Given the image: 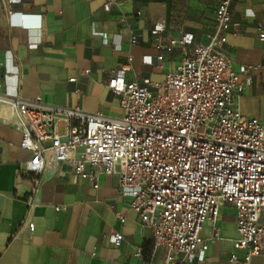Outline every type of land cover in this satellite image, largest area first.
I'll return each mask as SVG.
<instances>
[{
  "label": "crops",
  "instance_id": "1",
  "mask_svg": "<svg viewBox=\"0 0 264 264\" xmlns=\"http://www.w3.org/2000/svg\"><path fill=\"white\" fill-rule=\"evenodd\" d=\"M103 2L0 0V93L118 117V98L106 87L112 70L130 57L125 81L161 82L180 51H157L152 25L163 22V42L189 33L194 43H206L219 0H115L108 12ZM230 11L242 34H226L220 51L236 72L257 67L237 104L242 116L264 124V44L258 39V29L264 32V0H231ZM78 70H89L88 76L68 82ZM5 114L2 110L0 118ZM20 140L0 122V264H161L165 250L151 256V234L141 229L114 177L86 166L97 177L95 189L70 164H49L31 193L32 184L20 173L30 154L19 148ZM111 230L122 235L118 247L107 241ZM199 237L207 243L204 257L188 264H227L237 239L235 210L220 207L215 223L206 222ZM249 264H264V255L253 256Z\"/></svg>",
  "mask_w": 264,
  "mask_h": 264
},
{
  "label": "built area",
  "instance_id": "2",
  "mask_svg": "<svg viewBox=\"0 0 264 264\" xmlns=\"http://www.w3.org/2000/svg\"><path fill=\"white\" fill-rule=\"evenodd\" d=\"M114 3L104 0L102 9L108 12ZM230 3L219 0L206 43H194L189 33L163 42V22L152 25L156 50L178 49L180 58L161 82L125 81L130 57L112 70L106 87L118 98V117L0 93V112H6L0 122L20 134L19 148L30 154L20 173L32 184L31 193L37 192L43 170L61 162L96 189L89 166L116 179L141 229L151 234V256L165 250L161 264L201 261L207 243L199 232L206 222L215 223L223 205L235 210L237 232L227 264H249L253 256L264 255V124L242 116L237 104L257 67L236 72L220 51L226 34H242ZM258 32L264 44V32ZM136 40L131 33L130 43ZM88 73L78 70L68 82ZM26 203L32 206L30 199ZM121 240L114 230L107 236L114 247Z\"/></svg>",
  "mask_w": 264,
  "mask_h": 264
},
{
  "label": "rangeland",
  "instance_id": "3",
  "mask_svg": "<svg viewBox=\"0 0 264 264\" xmlns=\"http://www.w3.org/2000/svg\"><path fill=\"white\" fill-rule=\"evenodd\" d=\"M58 131H59V133H62L63 132V124H60L58 126Z\"/></svg>",
  "mask_w": 264,
  "mask_h": 264
}]
</instances>
